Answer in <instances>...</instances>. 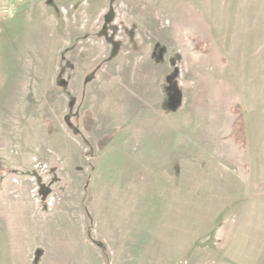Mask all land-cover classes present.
Segmentation results:
<instances>
[{"label": "rangeland", "instance_id": "374dc122", "mask_svg": "<svg viewBox=\"0 0 264 264\" xmlns=\"http://www.w3.org/2000/svg\"><path fill=\"white\" fill-rule=\"evenodd\" d=\"M0 135L24 264H241L264 0H0Z\"/></svg>", "mask_w": 264, "mask_h": 264}, {"label": "crops", "instance_id": "0c3cea01", "mask_svg": "<svg viewBox=\"0 0 264 264\" xmlns=\"http://www.w3.org/2000/svg\"><path fill=\"white\" fill-rule=\"evenodd\" d=\"M5 147H7L5 150L0 147V160L2 162L0 169V264H24L23 240L19 236L21 233L19 227L24 226L22 218L24 216V193L22 191L20 196L15 197L9 195L10 193L14 194L13 189L17 186H11V181L6 179L13 168L5 154L8 152V145L6 144ZM11 210L13 211L12 214L9 213ZM242 225L251 228L242 229L243 237L247 241L245 246H242L240 263L261 264L262 259H264V220H249Z\"/></svg>", "mask_w": 264, "mask_h": 264}, {"label": "trees", "instance_id": "16d2710c", "mask_svg": "<svg viewBox=\"0 0 264 264\" xmlns=\"http://www.w3.org/2000/svg\"><path fill=\"white\" fill-rule=\"evenodd\" d=\"M233 114V119L231 123L230 134L235 140V142L245 148L247 146V133H246V124L244 119V113L239 104H235L231 107ZM2 167V162L0 160V169Z\"/></svg>", "mask_w": 264, "mask_h": 264}]
</instances>
